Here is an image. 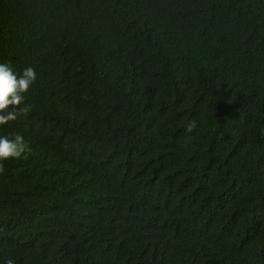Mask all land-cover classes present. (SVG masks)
<instances>
[{"label":"trees","instance_id":"trees-1","mask_svg":"<svg viewBox=\"0 0 264 264\" xmlns=\"http://www.w3.org/2000/svg\"><path fill=\"white\" fill-rule=\"evenodd\" d=\"M9 61L0 264H264V0H0Z\"/></svg>","mask_w":264,"mask_h":264},{"label":"clouds","instance_id":"clouds-1","mask_svg":"<svg viewBox=\"0 0 264 264\" xmlns=\"http://www.w3.org/2000/svg\"><path fill=\"white\" fill-rule=\"evenodd\" d=\"M37 75L33 67H27L22 74L17 73L11 66V62L0 63V126L14 122L20 116H27L31 111V105L25 104L27 93ZM196 122L191 121L187 125V131L192 132ZM32 151L29 142L22 134L0 135V176L6 174L4 161L9 159H27ZM7 264H15L13 259H8Z\"/></svg>","mask_w":264,"mask_h":264}]
</instances>
